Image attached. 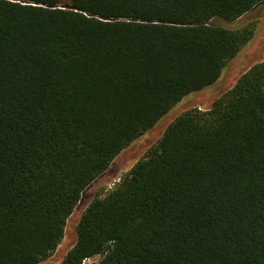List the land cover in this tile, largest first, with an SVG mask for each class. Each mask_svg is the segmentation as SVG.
<instances>
[{"label": "trees", "instance_id": "obj_1", "mask_svg": "<svg viewBox=\"0 0 264 264\" xmlns=\"http://www.w3.org/2000/svg\"><path fill=\"white\" fill-rule=\"evenodd\" d=\"M264 0H0V264H40L84 191L256 36ZM264 264V60L81 216L61 264Z\"/></svg>", "mask_w": 264, "mask_h": 264}, {"label": "rangeland", "instance_id": "obj_2", "mask_svg": "<svg viewBox=\"0 0 264 264\" xmlns=\"http://www.w3.org/2000/svg\"><path fill=\"white\" fill-rule=\"evenodd\" d=\"M257 22L255 39L243 56L232 62L225 70L222 79L214 86L186 96L152 130L127 147L112 163L110 168L99 176L83 193L74 213L68 221L65 236L53 255L40 264H61L77 240V225L83 213L96 198H104L115 185L146 156L163 136L166 128L177 117L192 109L209 110L213 103L229 91L238 78L254 63L264 60V3L246 18ZM101 256L91 258L87 264L99 262Z\"/></svg>", "mask_w": 264, "mask_h": 264}]
</instances>
